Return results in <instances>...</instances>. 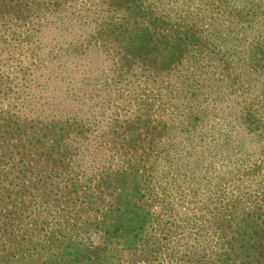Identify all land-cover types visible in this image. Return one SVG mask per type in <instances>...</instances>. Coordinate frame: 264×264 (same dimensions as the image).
<instances>
[{
	"label": "rangeland",
	"instance_id": "1",
	"mask_svg": "<svg viewBox=\"0 0 264 264\" xmlns=\"http://www.w3.org/2000/svg\"><path fill=\"white\" fill-rule=\"evenodd\" d=\"M0 7V264H264V0Z\"/></svg>",
	"mask_w": 264,
	"mask_h": 264
},
{
	"label": "trees",
	"instance_id": "2",
	"mask_svg": "<svg viewBox=\"0 0 264 264\" xmlns=\"http://www.w3.org/2000/svg\"><path fill=\"white\" fill-rule=\"evenodd\" d=\"M131 1V0H128ZM1 9V7H0ZM12 11L14 12H18V7H12ZM146 43H144V41L142 40V38L138 39L137 41H135V45L134 48H139L142 50L143 46ZM52 122L46 123V125H43L44 130H46L48 132V134H52L53 129H55L59 123L54 121L52 119ZM14 124H20V120L19 117L16 116V119L13 122ZM46 134V135H48ZM117 181H119V179H117ZM140 194V189H138L137 191L133 192V195L136 197L137 195ZM127 198L126 202H125V206H127L129 209L126 210L125 212H121L120 215L113 219V223H112V228H113V232H121L120 237L124 238V242L126 244H137V247L139 246V243H141V241L143 240L142 235L143 233H145V225L147 223V221L145 220V217L143 216V214L140 211H136V207L139 206L141 209V205H139V201L140 200H136L133 199L132 197H129V194L126 193V197ZM119 202V200H118ZM121 202V201H120ZM119 209H122L120 207H118ZM130 208H134L135 211H133V209ZM247 226V227H246ZM241 228V227H240ZM240 228L237 227L236 230H240ZM252 226L251 225H244V228H242L241 230V234L246 237L249 234H251V230H252ZM243 237V238H244ZM254 241V239H247V245L250 248V242ZM129 246V245H128ZM131 247V246H130ZM229 249L232 251V256L234 257V259L231 258V260L227 261L225 264H246L245 263V259L240 257V254L242 251L239 252H235L233 247L230 245ZM95 263V262H94Z\"/></svg>",
	"mask_w": 264,
	"mask_h": 264
}]
</instances>
